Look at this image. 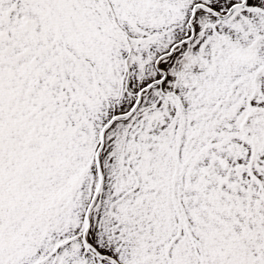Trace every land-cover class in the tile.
<instances>
[{
	"label": "snow or ice",
	"instance_id": "obj_1",
	"mask_svg": "<svg viewBox=\"0 0 264 264\" xmlns=\"http://www.w3.org/2000/svg\"><path fill=\"white\" fill-rule=\"evenodd\" d=\"M0 264H264V0H0Z\"/></svg>",
	"mask_w": 264,
	"mask_h": 264
}]
</instances>
